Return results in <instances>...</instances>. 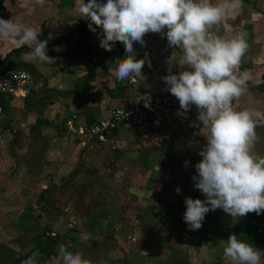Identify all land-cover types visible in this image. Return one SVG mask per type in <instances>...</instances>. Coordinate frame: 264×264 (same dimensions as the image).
<instances>
[{
  "label": "crops",
  "instance_id": "0c3cea01",
  "mask_svg": "<svg viewBox=\"0 0 264 264\" xmlns=\"http://www.w3.org/2000/svg\"><path fill=\"white\" fill-rule=\"evenodd\" d=\"M3 7L5 20L41 31L39 39L47 40V54L55 62L29 60L26 46L0 42V71L26 69L35 78L34 87L3 98L0 198L10 197L11 211L2 206L0 247L28 248L20 263L37 251L40 264H55L58 246L65 244L93 264H214L218 238L244 217L233 220L216 209L195 231L183 220L185 197L205 198L191 179L201 159L197 153L206 144L195 106L187 118L178 117L176 109L154 115L138 129L122 126L115 134L117 150L74 141L69 134L73 124L90 125L113 108L170 94L160 78L168 74V59L179 54L167 47L166 37L153 35L147 51L152 67L146 61L145 79L128 87L115 74L124 44L117 41L111 51L101 48V30H89L78 0H46L43 7L35 0H5ZM222 23L247 34L240 69L251 70L254 79L240 107L264 111V0H243L239 13ZM172 71L178 73L179 65ZM257 133V150H264V126ZM37 205L46 223L32 217ZM44 231L55 237L43 239ZM256 245L264 249V238L259 236Z\"/></svg>",
  "mask_w": 264,
  "mask_h": 264
},
{
  "label": "clouds",
  "instance_id": "9594fccd",
  "mask_svg": "<svg viewBox=\"0 0 264 264\" xmlns=\"http://www.w3.org/2000/svg\"><path fill=\"white\" fill-rule=\"evenodd\" d=\"M45 3L35 0L41 7ZM242 4L243 0H78V12L81 19L90 21L89 30H101V48L111 51L117 41L124 44L125 56L115 68L119 81L145 79L142 69L146 61L151 68V61L147 52L137 59L133 45L144 46L148 33L166 37L167 47L179 54L178 59H168V74L160 79L179 102L178 117L187 118L195 106L206 139L191 177L205 198L184 199L183 220L192 231L199 230L206 214L216 209L233 220L264 212V150L256 147L261 142L257 128L264 126V111L240 107L254 79L251 70L240 69L249 47L247 34L231 32L222 23L234 18ZM40 32L12 18H0V42L26 46L27 59L51 64L55 58L47 54V40L39 39ZM175 64L180 67L176 74ZM184 164L187 168L189 161ZM69 249L70 245L58 246L55 264H93L81 252ZM38 256L33 251L21 264H38ZM222 257L228 264H264V250L236 234L229 235Z\"/></svg>",
  "mask_w": 264,
  "mask_h": 264
},
{
  "label": "built area",
  "instance_id": "2783aa9c",
  "mask_svg": "<svg viewBox=\"0 0 264 264\" xmlns=\"http://www.w3.org/2000/svg\"><path fill=\"white\" fill-rule=\"evenodd\" d=\"M0 18H6V11L0 9ZM153 33L144 36L145 45L134 43L137 59H142L148 51V43L153 37ZM101 56L94 58L99 63ZM100 71L102 67L98 68ZM15 74V77L11 75ZM135 81L126 80L125 86L131 87ZM35 86V78L33 74L26 69L10 68L0 71V120L6 118V111L3 104V98L17 97L22 90H28ZM147 105V106H146ZM179 109L178 100L171 94L145 96L137 99L129 108H113L109 114L98 121L87 125L82 123L73 124L69 129V134L74 141L83 142L85 144L100 143L108 145L112 150L118 149L115 139L116 131L122 126L127 125L134 128H140L149 122L154 115L163 117L172 111ZM76 116H73L75 119ZM4 135L0 134V141ZM46 214L43 212L42 216ZM259 236H264V219L261 220L257 229ZM48 238H54L55 234L51 231L45 232Z\"/></svg>",
  "mask_w": 264,
  "mask_h": 264
},
{
  "label": "rangeland",
  "instance_id": "374dc122",
  "mask_svg": "<svg viewBox=\"0 0 264 264\" xmlns=\"http://www.w3.org/2000/svg\"><path fill=\"white\" fill-rule=\"evenodd\" d=\"M10 197H6L3 201L0 198V215L2 211V206H5L4 212L6 211H11L10 209ZM32 217L37 220V221H42V223H46V218L45 216L41 217V212L43 207L42 206H35L32 208ZM255 217L252 216V218H249L247 216H244L242 220L239 223V226H236L232 229H229L227 232H225L223 235H220L217 241L216 245V256L213 257L215 258L214 264H228L226 260L223 259L222 253H223V247L226 243V240L228 239L230 234H236L238 238L243 239L249 243H252L255 247H257L256 243L257 240L259 239V236L256 233V222H255ZM1 227V225H0ZM46 231L43 232L45 234ZM1 237V234H0ZM0 241H2L0 239ZM257 248L264 250L261 246H258ZM19 251H17L15 248L11 247H0V261L3 260V264H21L19 260L21 259V255H24L28 252V248H17ZM22 250V253L20 252ZM24 250V251H23ZM47 257H45V260L47 261ZM207 262V261H206ZM208 263V262H207ZM38 264L39 260H38ZM48 264V263H45ZM202 264H205L204 262Z\"/></svg>",
  "mask_w": 264,
  "mask_h": 264
},
{
  "label": "trees",
  "instance_id": "16d2710c",
  "mask_svg": "<svg viewBox=\"0 0 264 264\" xmlns=\"http://www.w3.org/2000/svg\"><path fill=\"white\" fill-rule=\"evenodd\" d=\"M5 0H0V9H3V3H4ZM246 216H249V218H252L255 217V222H256V233H257V227L260 225V222L262 220V218L264 217V212H262L260 215H257L256 213H250V214H247ZM259 223V225H258ZM258 234V233H257ZM48 237L45 235H43V239H47ZM262 238H264V236H262Z\"/></svg>",
  "mask_w": 264,
  "mask_h": 264
}]
</instances>
